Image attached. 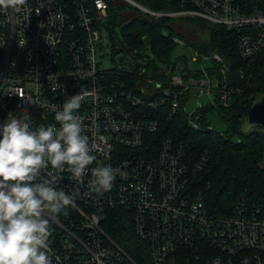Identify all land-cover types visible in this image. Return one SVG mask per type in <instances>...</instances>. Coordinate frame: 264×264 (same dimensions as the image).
I'll list each match as a JSON object with an SVG mask.
<instances>
[{
    "label": "built area",
    "instance_id": "2783aa9c",
    "mask_svg": "<svg viewBox=\"0 0 264 264\" xmlns=\"http://www.w3.org/2000/svg\"><path fill=\"white\" fill-rule=\"evenodd\" d=\"M110 2L25 0L16 9L0 8V126L11 114L27 116L33 126L59 127L53 109L79 92L89 93L75 114L95 160L81 180L50 165L37 178L59 176L57 188L75 197L74 205L49 217L52 264H135L103 232L107 210L115 208L130 213L136 236L152 254L145 256L146 264H264V216L241 201L219 213L201 194H185L190 167L184 147L170 138L157 146L153 137L159 119L141 108L181 112L193 129L200 128L205 107L198 102L190 111L188 98L215 92L212 106L227 107L236 91L229 85L224 56L195 49L193 60L201 62L200 69H189L182 57L178 70L162 79L145 76L144 63L139 71L144 78H137L136 89L112 82V72L97 58ZM129 2L148 14L199 17L237 31L238 52L245 59L264 49V0L257 8L242 0H186L191 8L177 13ZM184 42L174 36L176 45ZM206 61L214 63L213 72ZM144 94L153 99L147 101ZM99 164L119 170L110 190L98 192L92 186V169ZM169 252L176 255L175 263L168 261Z\"/></svg>",
    "mask_w": 264,
    "mask_h": 264
},
{
    "label": "trees",
    "instance_id": "16d2710c",
    "mask_svg": "<svg viewBox=\"0 0 264 264\" xmlns=\"http://www.w3.org/2000/svg\"><path fill=\"white\" fill-rule=\"evenodd\" d=\"M138 1L158 13L180 12L191 8L186 0ZM242 1L255 8L260 7L257 5L262 2ZM180 20L186 27L193 21L210 24L209 42L199 44L197 48L195 42L174 28V23ZM103 21L110 35L117 25L122 31V40L117 37L119 51L123 53L122 65L110 69V79L116 83L125 82L134 89L137 78H144V75L139 76L144 64L138 60L141 49L149 48L152 53V58L150 56L145 60V76L162 79L178 70L182 57H172V50L176 47L174 36L184 38L194 49L217 50L224 56L230 77L229 85L236 90L230 105L218 107L230 126L229 131L219 133L213 127L209 128L206 116L201 127L193 129L181 112L169 115L162 108L159 111H154L150 106L141 108L144 113H154L159 119L160 129L153 137L158 142L157 146L170 138L175 145L184 147L190 167L188 192L201 194L205 203L219 213L229 212L237 201H241L249 210H257L264 216V131L260 126H253L249 131L241 129L242 120H246L252 105L264 95V78L260 75L264 69V49L253 59H245L238 52L237 31L199 17L148 14L122 0H111L108 18ZM114 45L117 43L114 42ZM213 65L212 62L206 68L214 69ZM144 98L147 101L153 99L147 94H144ZM198 164L202 165L201 168L196 167ZM105 219L107 234L125 248L135 264H146L145 256L149 250L132 230L130 213L125 214V211L118 208L108 209ZM190 255L191 263L195 262V255Z\"/></svg>",
    "mask_w": 264,
    "mask_h": 264
},
{
    "label": "clouds",
    "instance_id": "9594fccd",
    "mask_svg": "<svg viewBox=\"0 0 264 264\" xmlns=\"http://www.w3.org/2000/svg\"><path fill=\"white\" fill-rule=\"evenodd\" d=\"M24 3L0 0V8L16 9ZM88 95L79 92L53 109L59 127L33 126L27 116L17 119L11 114L0 126V264H52L49 217L74 205L75 197L57 188L59 176L37 178L50 165L81 180L95 160L75 114ZM118 171L102 164L93 168L94 190H110Z\"/></svg>",
    "mask_w": 264,
    "mask_h": 264
},
{
    "label": "rangeland",
    "instance_id": "374dc122",
    "mask_svg": "<svg viewBox=\"0 0 264 264\" xmlns=\"http://www.w3.org/2000/svg\"><path fill=\"white\" fill-rule=\"evenodd\" d=\"M124 1L129 2V0H124ZM187 17H191V16H187ZM174 25H175L174 28L176 30H178L184 36L188 37L190 41L195 42L197 44V48L199 44L205 43L206 41L209 42L210 40L209 30L211 25L206 22L193 21L190 22V26L186 27V24H184L182 20H180V22H175ZM101 31H102V39H100L101 41L98 45V52H97V58L100 63V66H102V68H107V69L115 68L116 66H121L122 52L119 51L118 39H117L118 37L120 40H122V31L120 26L117 25L113 30V34L111 35L109 31L106 29H102ZM112 35L114 39H112ZM114 42H116L117 45H114ZM172 51H173L172 57L174 59L175 57L186 58V60L183 58L181 60H183L184 65H187L189 69L191 70L200 69L201 62L193 60V57L195 56V52H194L195 49L191 44L184 42V44L176 45V47ZM150 56H152V53L150 52L149 48L141 49L138 60L143 63L145 60H148ZM210 65L211 63L209 61L204 62V66H210ZM212 99H216L215 92H213L211 96L206 93L200 94L199 96L192 95L191 97L188 98L186 102V106L190 111H192L195 109L196 107L195 105H197L198 102H201L205 107L204 112L207 121H209L211 127H213L219 133H225L229 131L230 126L227 120L225 119V117L223 116L221 110L215 105L212 106L213 104ZM253 126L255 125L249 123L248 117L246 118V120L244 121L242 120V125H241L242 131H249L252 129Z\"/></svg>",
    "mask_w": 264,
    "mask_h": 264
},
{
    "label": "water",
    "instance_id": "95a60500",
    "mask_svg": "<svg viewBox=\"0 0 264 264\" xmlns=\"http://www.w3.org/2000/svg\"><path fill=\"white\" fill-rule=\"evenodd\" d=\"M260 75L264 78V69ZM247 117L250 124L260 126L264 131V96L252 105Z\"/></svg>",
    "mask_w": 264,
    "mask_h": 264
},
{
    "label": "bare ground",
    "instance_id": "6f19581e",
    "mask_svg": "<svg viewBox=\"0 0 264 264\" xmlns=\"http://www.w3.org/2000/svg\"><path fill=\"white\" fill-rule=\"evenodd\" d=\"M124 3H125V1L124 0H122ZM134 1H137V2H139L140 3V1H138V0H134ZM128 3V5H130V6H134L132 3H129V2H127ZM134 7H136V6H134ZM138 8V7H137ZM181 12V11H180ZM174 13H177V12H174ZM169 16H173V15H169ZM104 20V19H103ZM102 20V23L103 24H105L104 23V21ZM205 20V19H204ZM206 21V20H205ZM107 24H105L104 26H105V28L104 29H106V30H108L107 29V26H106ZM102 33V32H101ZM181 38V37H180ZM181 39H183L184 40V38H181ZM185 41V40H184ZM186 42V41H185ZM187 43V42H186ZM122 55H123V53H122ZM143 63H146L145 61L143 62ZM105 69H107V68H105ZM107 70H110V69H107ZM140 80H143V78L141 79L140 78ZM136 84H137V82H136ZM135 84V85H136ZM229 84H230V77H229ZM185 194H189V192L188 191H186L185 190ZM114 199H117L116 197H113ZM120 210H122V209H120ZM124 211V210H123ZM258 213V212H257ZM107 214V213H106ZM125 214H126V211H125ZM260 214V213H259ZM106 220V219H105ZM104 223H105V221H104ZM104 225V224H103ZM134 228L136 227V224H133L132 225ZM105 228V227H104ZM106 230V229H105ZM134 231V230H133ZM104 233H105V235L107 236V238L108 239H110L111 241H113V242H115L116 240L114 239V238H112L111 237V235H108L105 231H103ZM134 233H135V231H134ZM117 242V241H116ZM118 243V242H117ZM119 244V243H118ZM120 245V244H119ZM121 246V245H120ZM124 248V247H123ZM125 249V248H124ZM169 255H170V257H171V259L170 260H168L170 263H175L176 262V255L173 253V252H169ZM147 256L148 257H152V254L151 253H148L147 254Z\"/></svg>",
    "mask_w": 264,
    "mask_h": 264
}]
</instances>
